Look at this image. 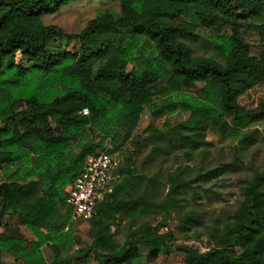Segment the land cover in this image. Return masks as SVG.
I'll list each match as a JSON object with an SVG mask.
<instances>
[{"label":"trees","instance_id":"obj_1","mask_svg":"<svg viewBox=\"0 0 264 264\" xmlns=\"http://www.w3.org/2000/svg\"><path fill=\"white\" fill-rule=\"evenodd\" d=\"M75 1L0 0V227L9 213L34 236L26 240L1 231L0 264L4 252L14 264H74L61 256L73 245L65 187L100 146L93 135L119 131L129 141L145 109L153 117L188 112L167 131L180 141L203 137L209 128L240 131L264 119V99L253 108L238 103L241 94L264 82V0H115L119 14L103 11L66 35L77 39L74 50H48L56 32L42 17ZM197 26L217 33L215 56L193 55L183 40ZM245 31L257 34L263 46L259 56L250 54ZM165 71L163 88L151 90ZM118 149L114 144L112 150ZM221 172L212 168L193 181ZM120 173L87 221L93 264H154L162 249L181 252L184 264H264V169L251 174L230 220L204 251L175 243L172 231H161L162 222L138 226L116 243L111 226L118 218L166 213L187 183L170 175L164 201L157 204L138 190L145 176L129 164ZM198 222L186 212L180 225L189 229ZM44 245L54 254L52 263L44 257ZM141 245L145 256L138 251Z\"/></svg>","mask_w":264,"mask_h":264},{"label":"rangeland","instance_id":"obj_2","mask_svg":"<svg viewBox=\"0 0 264 264\" xmlns=\"http://www.w3.org/2000/svg\"><path fill=\"white\" fill-rule=\"evenodd\" d=\"M103 11L117 15L120 13L119 3L115 0H77L43 16L42 22L53 26L56 32L47 42L48 50L60 53L74 50L77 39L68 38L66 35L79 32L89 20ZM215 35V30L197 26L196 29L188 30L183 40L189 45L193 55L215 56L212 41ZM244 38L250 44V54L259 56L263 46L258 44L257 34L245 31ZM140 46L147 53V43L141 41ZM16 55L20 56L19 53ZM168 76V71L161 73L151 90H161ZM261 99H264V82L255 84L241 94L238 103L245 108H253ZM188 115L186 111L175 109L173 112L153 117L145 109L129 141H123L119 131L103 138L93 135L95 142L101 140L96 152L106 150L117 154L123 167L129 164L136 173L145 176L138 190L144 192L151 201L163 203L170 186V175L187 182L179 186L175 193L176 201L166 213L159 210L118 218L116 224L111 226L112 237L116 243L122 244L138 226H154L162 222L161 231H172L175 243L188 244L204 251L213 246L214 238L230 220L251 174L264 169V119L240 131L233 129L220 133L215 128H209L203 137L188 135L180 141L178 136L167 131L185 121ZM153 130L166 133L154 136L151 134ZM244 135L248 141H243ZM114 144L119 145L120 149L112 150ZM217 167L222 169L218 176L204 181H193L197 174ZM186 212H192L199 219L189 229L180 225L182 215ZM68 225L71 227L73 245L69 250H61L62 258H71L74 264L95 263L93 254L88 251L92 241L88 222L78 219L71 221L69 218ZM1 231L20 234L26 240L34 239L31 231L19 224L9 213L3 217ZM138 251L142 256L147 254L143 245L139 246ZM42 252L46 261L52 263L54 254L51 248L44 245ZM182 255L178 250L166 254L162 249L152 262L184 264ZM2 261L3 264L15 263L13 257L6 252L2 254Z\"/></svg>","mask_w":264,"mask_h":264},{"label":"built area","instance_id":"obj_3","mask_svg":"<svg viewBox=\"0 0 264 264\" xmlns=\"http://www.w3.org/2000/svg\"><path fill=\"white\" fill-rule=\"evenodd\" d=\"M80 113L87 114V108ZM121 166L119 155L106 150L85 157L79 173L65 187L64 204L70 210L71 221H88L95 215L98 203L120 180Z\"/></svg>","mask_w":264,"mask_h":264}]
</instances>
